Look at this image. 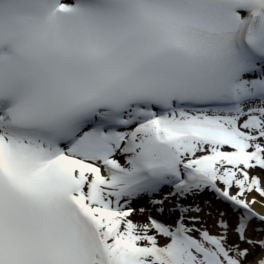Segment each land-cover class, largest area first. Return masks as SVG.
Listing matches in <instances>:
<instances>
[{
    "label": "snow or ice",
    "instance_id": "obj_1",
    "mask_svg": "<svg viewBox=\"0 0 264 264\" xmlns=\"http://www.w3.org/2000/svg\"><path fill=\"white\" fill-rule=\"evenodd\" d=\"M258 198L264 0H0V264H264Z\"/></svg>",
    "mask_w": 264,
    "mask_h": 264
},
{
    "label": "bare ground",
    "instance_id": "obj_2",
    "mask_svg": "<svg viewBox=\"0 0 264 264\" xmlns=\"http://www.w3.org/2000/svg\"><path fill=\"white\" fill-rule=\"evenodd\" d=\"M255 195V194H253ZM205 199H210V196H206L204 197ZM257 209H259L260 211H262L264 213V207L261 206L260 202H259V198H258V202L256 205H254ZM137 214L139 215V210L137 209Z\"/></svg>",
    "mask_w": 264,
    "mask_h": 264
}]
</instances>
